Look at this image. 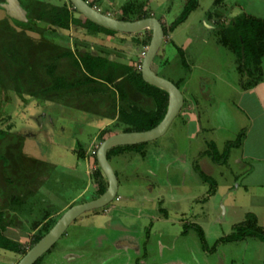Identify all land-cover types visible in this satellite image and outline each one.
I'll return each instance as SVG.
<instances>
[{
    "label": "rangeland",
    "instance_id": "obj_1",
    "mask_svg": "<svg viewBox=\"0 0 264 264\" xmlns=\"http://www.w3.org/2000/svg\"><path fill=\"white\" fill-rule=\"evenodd\" d=\"M88 2L114 18L122 17L126 7L131 8L132 20L145 11L170 28L187 0ZM68 6L72 9L70 3ZM3 16L0 9V18ZM75 16L85 20L78 13ZM238 16L264 20V0H199L188 20L165 37L153 69L181 89L187 100L183 111L163 137L133 149H118L122 152L110 160L119 179L118 197L106 208L74 221L38 264H264L262 232L260 237L241 241L222 240L233 234L251 211L244 206L231 207V203L242 197L243 185L239 189L238 184L250 167L245 159L249 143L259 144L258 135H264V96L243 93L237 57L217 41L215 33L218 22L228 25ZM37 26L20 28L34 38L64 39L74 49L78 46L136 71L147 51L143 43L151 35L149 30L123 38L119 32L89 35L87 29L74 25L53 32L47 27L41 33ZM176 46L183 47L186 63ZM2 95L0 90V128L7 129L13 122L18 133L26 136L25 157L52 164L43 183L47 171L38 166L39 185L29 178L13 182L17 193L29 197L24 209L27 218H19L15 226L22 239L28 232L22 242L30 249L32 222L50 215L47 224L51 229L71 206L94 200L106 189L108 183L96 172L94 152L103 139L127 126L117 118L105 119L76 108L46 116V111L35 113L20 107L16 94ZM8 98L12 102L7 103ZM135 100L144 98L135 96ZM143 103L147 106V101ZM194 112L196 116L190 120L186 113ZM253 122L261 128L252 133L258 134L257 140L252 144L251 137L247 148L239 147L242 135L237 129ZM81 148L89 156V176L86 161L72 150ZM237 158L242 159L240 165ZM46 225L41 229L44 236L50 230L46 231ZM20 259V255L0 248V264H17Z\"/></svg>",
    "mask_w": 264,
    "mask_h": 264
},
{
    "label": "trees",
    "instance_id": "obj_2",
    "mask_svg": "<svg viewBox=\"0 0 264 264\" xmlns=\"http://www.w3.org/2000/svg\"><path fill=\"white\" fill-rule=\"evenodd\" d=\"M70 5L72 9L66 3L59 6L42 0H27L30 21L23 23V26L31 29L38 24L37 27L39 28H35L37 31L43 32L42 30L48 27L53 32L57 31V28L70 30L74 25L87 29L91 35L117 34L115 31L95 24L84 16L85 20L77 18L75 13H80L71 3ZM90 5L94 7V4L90 3ZM198 5L199 0H187L184 11L171 24L170 28L164 26L165 36L185 23ZM130 9V7H126L124 15L116 18L135 21L152 17L145 11H139L132 20L129 18ZM217 25H219L215 30L217 41L234 52L237 57L242 88H253L263 80L264 20L255 16H238L228 25L220 22ZM150 34L148 41L143 43L146 47L151 41L152 33L150 32ZM62 42L64 41L60 38L55 40L36 39L29 35L27 30H19L8 22L6 30L5 23L1 21L0 84L13 89L20 96L26 93L42 100L54 99L56 95L67 96L75 108L92 112L103 118L119 119L127 126L123 132L150 130L164 119L168 109L169 96L164 90L147 84L142 78L141 69L139 71L133 70L127 64L112 61L107 57L97 56L91 52H81L77 49L74 53ZM66 42L68 43V41ZM178 52L182 57V62L186 63L184 62V50L178 48ZM139 83L142 85L139 86ZM135 96L144 98V100L137 101ZM144 101H147L148 107L144 105ZM10 139L13 141L9 142ZM10 139L7 134V143L3 142L0 146L3 150H7V160L11 164V168L21 170L22 167H25L22 162L21 150L23 138L12 135ZM135 146L125 147L133 149ZM119 148L121 147L109 151V160L112 156L122 152L118 150ZM81 155L83 157V154ZM1 156L3 157V152L0 150ZM95 163L98 165L96 156ZM98 169V173L107 183L99 166ZM3 176L5 177V175ZM13 176L14 174H9V177H5L6 181L13 183ZM0 186L4 187L1 180ZM106 189L102 188L99 196ZM28 199V196L21 195L14 190H7L4 203L6 208L19 210ZM49 216H44L42 221H46ZM3 219L4 213L0 212V221ZM40 223H36L33 229L37 228ZM257 224L256 216L249 214L244 222L236 226V231L233 234L222 240L236 242L246 237H260L259 232L263 233L264 239V229ZM45 229L46 231L50 229L48 224ZM198 231L201 239L204 240L202 228L199 227ZM43 232L32 236L30 249L43 238ZM0 248L12 251L21 257L29 249L26 245L2 234H0Z\"/></svg>",
    "mask_w": 264,
    "mask_h": 264
},
{
    "label": "water",
    "instance_id": "obj_3",
    "mask_svg": "<svg viewBox=\"0 0 264 264\" xmlns=\"http://www.w3.org/2000/svg\"><path fill=\"white\" fill-rule=\"evenodd\" d=\"M74 8L85 18L109 30L123 34H137L146 30L152 33L150 44L144 55L141 74L143 80L154 87L164 90L169 96L168 109L164 119L154 128L146 131L120 132L106 138L98 147L97 161L105 176L108 186L98 198L71 206L57 223L21 257L17 264H36L63 237L69 226L85 213L100 210L109 206L118 196L119 180L110 163L108 153L116 147L135 146L149 143L163 137L184 106V95L181 89L172 81L159 76L153 69L155 58L163 45L165 31L161 21L154 17L140 20H120L102 13L85 0H69ZM7 13L17 20H27V11L19 0H7Z\"/></svg>",
    "mask_w": 264,
    "mask_h": 264
},
{
    "label": "flooded vegetation",
    "instance_id": "obj_4",
    "mask_svg": "<svg viewBox=\"0 0 264 264\" xmlns=\"http://www.w3.org/2000/svg\"><path fill=\"white\" fill-rule=\"evenodd\" d=\"M27 1V0H26ZM21 6L23 7V9H25L27 11V20H17V19H13L8 13H7V9L6 7H3V6H6L7 5V0H0V9L3 10V13H4V16L2 18H0V22L3 21L5 23V29L7 30V22L9 24H11L13 27H16L17 29H21L20 27L23 26V23H28L30 21L29 19V12H28V9H27V3L25 2V4L22 3V0H19ZM44 2H48V3H51L53 5H59L60 4H63L62 1L60 0H51V1H44ZM66 5L68 6V3H69V0H65ZM71 3V2H70ZM90 4V2H89ZM69 7V6H68ZM96 9H98L97 7H95ZM99 10V9H98ZM103 13V12H102ZM14 20V21H13ZM17 21V22H16ZM163 24V23H162ZM165 25H163L164 27ZM29 33V32H28ZM42 33V32H41ZM30 35V34H29ZM91 35V34H89ZM166 37V36H165ZM36 39H46L44 38V36H42L41 38H36ZM165 39V38H164ZM63 41L65 42H62L66 47H69L74 53L76 52V50H80L79 47L77 46L75 49L71 46L70 42L68 41V43L63 39ZM164 43V42H163ZM81 52H84L82 50H80ZM87 52H90V51H87ZM92 53V52H91ZM97 56H101V55H97ZM65 63V62H64ZM68 64V63H67ZM263 72H264V67H263ZM246 79V78H245ZM0 90L2 91V93L4 95H2L3 98H6V96L8 95H13V94H16L18 95V93L16 91H14L13 89L11 88H6L5 86H3L2 84H0ZM19 99L17 98V101L20 100L22 103H25L24 101H27V100H32V101H36L39 106H42L43 108H49V107H53L55 108V110L58 109V111L60 113H53L54 115H57L58 114H62L63 110L64 111H68V110H71V109H75V107L73 106L72 102L68 100V97L67 96H64V97H60V96H55L54 99H46V100H42L40 98H35L29 94H23V95H18ZM76 99V98H75ZM143 99V98H142ZM9 102H12L11 99L8 98L7 100V103ZM20 102V103H21ZM187 100L185 99L184 97V106L181 110V112L183 111L184 107H185V104H186ZM20 107H21V104H20ZM78 109V108H76ZM75 109V110H76ZM62 110V111H61ZM87 112V111H86ZM180 112V114H181ZM46 116H49V115H52L51 112H45ZM103 118V117H102ZM107 119V118H105ZM0 145L3 144V142L7 143V134H8V138L10 139L12 135H15V136H20L23 138V143H22V154H23V165L25 167H22V169H15L13 170L11 168V164H9L8 160H7V150H3L0 146V150L3 152V157L1 158L0 157V180L2 181V184L4 185V187H1L0 186V194L1 197H2V204L0 205V212H3L4 213V219L3 221H0V234L4 235V231L6 229H17L16 228V221H20L19 219V215H21L22 217H25V220H26V212L27 210H24L25 209V205L27 206V204H25L23 207L19 208V210H12L10 208H6L5 206V203H4V198H5V193L7 190H14L16 191L15 188H13V183H9L6 181L5 177H9V174H14V181L16 179H23V178H29L33 181H38L37 177H38V173H39V169H38V166H45V164H43V162H41V160H38V159H29V157H25L24 155V147H25V141H26V136L25 135H22V134H19L14 123L11 122L8 126L7 129H2L0 128ZM9 142H12L13 140L10 139L8 140ZM4 143V145H6ZM7 146V145H6ZM98 150V149H97ZM97 150L95 151L94 153V157L96 156L97 154ZM79 151H83L82 148L79 150ZM85 153V151H83ZM97 158V157H96ZM117 174V173H116ZM5 175V177L3 176ZM12 177V178H13ZM118 177V175H117ZM119 180V179H118ZM35 184H40L39 181L38 183H35ZM120 186V185H119ZM39 190V186L37 188H35L34 192L36 193L38 190ZM118 197V196H117ZM29 198V197H28ZM29 200V199H28ZM29 205V204H28ZM52 217H48V219L46 221H41V223L38 225L37 228L33 229V226L37 223V222H32L31 224V231H30V234L33 236L35 234H38L39 232H41V229L44 225H46L47 223H49V221L51 220ZM237 226V225H236ZM5 236V235H4ZM32 236H31V239H32ZM7 237V236H6ZM55 247V246H54ZM53 247V248H54ZM52 248V249H53ZM51 249V250H52ZM51 250L49 252H51ZM48 252V253H49ZM47 253V254H48ZM46 255V254H45ZM44 255V256H45ZM40 260V259H39ZM38 260V261H39ZM38 261L36 264H38Z\"/></svg>",
    "mask_w": 264,
    "mask_h": 264
},
{
    "label": "crops",
    "instance_id": "obj_5",
    "mask_svg": "<svg viewBox=\"0 0 264 264\" xmlns=\"http://www.w3.org/2000/svg\"><path fill=\"white\" fill-rule=\"evenodd\" d=\"M62 3L64 4V2H62ZM63 4H60V5H63ZM119 35H122V38H123L124 37L123 35H125V34L122 33ZM176 47H177V49L180 48L179 46H176ZM182 49H183V47H182ZM240 88L243 90L244 94H251L253 96L254 95L264 96V72H263V80L260 83H258L256 86H254L253 88H249V89H243L241 86V81H240ZM24 102L25 103H22V102L20 103L21 106H23L24 109H26V110L27 109H29L30 111L33 110V111H35V113H37V112L43 113V111H47L48 113L51 112V114L60 113L58 111V109L55 110V108H53V107H49L48 109L43 108L42 106H39V104L36 101L31 102L30 100H27ZM28 111H26V112H28ZM186 115L190 118V120L194 119V117L196 116L195 112H194V114L193 113H191V114L186 113ZM254 130L255 131H261V128L259 126H255L254 122L248 127L245 126L241 129L240 128L237 129V131L238 132L240 131L239 133L242 135V143H241V146H239V147H242V148L246 147L247 148L248 145L250 144L249 152L246 154V157H245V159L249 160L250 167H249V170H247L245 172L241 182L238 184L239 189H241V187L243 185V192L241 194L242 197L239 198L238 202L235 201V203H231V207H236V206L243 207L244 206V207L250 208L251 211H249L246 216H248L249 214L255 215L257 218V221H258L257 225L259 227H261L262 229H264V143H263L264 135H261V134L258 135L256 132H254V134H252ZM263 132H264V130H263ZM257 135H258L259 144L251 145V142L248 144V139L252 137V144H253V142L255 140H257V138H256ZM255 147L256 148L260 147V149H254ZM72 150L78 157H80V159H83L84 161H86V163H87V175L89 176V165H88V157L89 156H88V154H86V152L84 153L83 151H79L77 149L76 150L72 149ZM81 154H83V157ZM36 159H38V158H36ZM38 160H40V159H38ZM41 162H43V164H45L44 169L47 171V172H44L46 174L44 179L42 177L43 181H41V183H43L44 180H46V178L48 177L47 175H48L49 169L51 168L52 164H50L49 162H46L44 160H41ZM241 163H242V159L237 158L236 164L240 165ZM98 170L99 169H97L96 172L98 175H100L98 173ZM42 174H43V172H42ZM41 185H40V187H41ZM84 192H85V190L80 194V197L82 196V194ZM227 197L229 198V196H227ZM254 198H256V201L253 200ZM233 204H235V206H233ZM253 204H255V205H253ZM19 218L22 219V216L19 215ZM3 233L8 238H10L14 241L20 242L22 244H23L22 241L28 235V232L23 233L25 236L22 239V234L20 235L19 231L17 229H9V228L6 229ZM261 242L264 243V239H262Z\"/></svg>",
    "mask_w": 264,
    "mask_h": 264
},
{
    "label": "built area",
    "instance_id": "obj_6",
    "mask_svg": "<svg viewBox=\"0 0 264 264\" xmlns=\"http://www.w3.org/2000/svg\"><path fill=\"white\" fill-rule=\"evenodd\" d=\"M95 153V152H94Z\"/></svg>",
    "mask_w": 264,
    "mask_h": 264
}]
</instances>
